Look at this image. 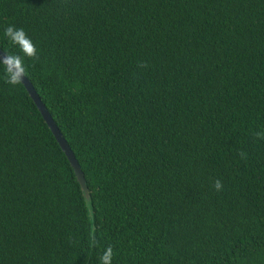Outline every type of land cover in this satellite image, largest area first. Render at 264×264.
Here are the masks:
<instances>
[{
  "label": "trees",
  "instance_id": "1",
  "mask_svg": "<svg viewBox=\"0 0 264 264\" xmlns=\"http://www.w3.org/2000/svg\"><path fill=\"white\" fill-rule=\"evenodd\" d=\"M9 25L88 198L0 65V264H264V0H0L20 54Z\"/></svg>",
  "mask_w": 264,
  "mask_h": 264
},
{
  "label": "clouds",
  "instance_id": "2",
  "mask_svg": "<svg viewBox=\"0 0 264 264\" xmlns=\"http://www.w3.org/2000/svg\"><path fill=\"white\" fill-rule=\"evenodd\" d=\"M4 36L12 45L18 47L20 53L4 54L0 57V65L3 66L6 82L11 85H16L23 82V78L27 74L25 58L38 60V50L36 44L23 28H17L14 25H9L4 29ZM138 67L146 68L147 64L140 62ZM255 135L258 139H264V132H257ZM239 155L241 159H247V154L245 152L242 151ZM214 188L218 192L223 189V184L219 179L215 180ZM113 256V248L109 245L104 249L103 254L100 256V264H112Z\"/></svg>",
  "mask_w": 264,
  "mask_h": 264
},
{
  "label": "water",
  "instance_id": "3",
  "mask_svg": "<svg viewBox=\"0 0 264 264\" xmlns=\"http://www.w3.org/2000/svg\"><path fill=\"white\" fill-rule=\"evenodd\" d=\"M4 55V52L0 50V57ZM22 86L24 87L26 93L34 103L35 107L37 108L38 112L40 113L43 121L45 122L46 126L50 130L52 136L54 137L55 141L57 142L59 148L63 152L64 156L66 157L70 167L72 168L73 174L75 176L76 182L78 183L79 189L82 191L85 198H88V191L84 183L83 175L80 171L78 163L74 158V155L70 148L68 147L66 141L61 136L58 128L52 121L49 113L45 109L44 105L41 103L39 97L37 96L36 92L34 91L32 85L27 80L26 77L23 78V82H21Z\"/></svg>",
  "mask_w": 264,
  "mask_h": 264
}]
</instances>
